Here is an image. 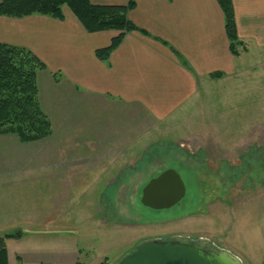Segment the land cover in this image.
Here are the masks:
<instances>
[{"label":"crops","instance_id":"1","mask_svg":"<svg viewBox=\"0 0 264 264\" xmlns=\"http://www.w3.org/2000/svg\"><path fill=\"white\" fill-rule=\"evenodd\" d=\"M131 1L128 18L148 35L127 33L106 61L96 52L120 32L88 33L68 7L63 20L0 16V43L30 50L46 66L37 81L42 110L52 124V134L35 142L0 135V238L21 232L6 239L9 264L79 263L78 255L68 259L60 234L45 233L61 219V190L104 182L98 207L91 210L90 201L87 206L91 218L106 227L114 190L131 187L129 172L139 173L148 157L163 155L157 151L164 146L156 141L183 124L195 125L199 117L190 111L210 101L211 83L230 84L237 92L245 75L264 69V0H233L245 45L238 56L230 51L217 0H91L121 6ZM23 187L44 191L54 207L38 208L34 200L21 207ZM27 227L37 233L23 236ZM44 252L45 257L28 258Z\"/></svg>","mask_w":264,"mask_h":264},{"label":"rangeland","instance_id":"2","mask_svg":"<svg viewBox=\"0 0 264 264\" xmlns=\"http://www.w3.org/2000/svg\"><path fill=\"white\" fill-rule=\"evenodd\" d=\"M248 58L257 63L254 56ZM225 85L211 83L210 101L190 111V116L199 117L195 125L183 124L173 135H164L163 141L155 142L164 146V151H157L163 155L148 157L139 173L129 172L131 187L114 190L116 200L107 206L112 214L106 227L91 218L87 206L90 201L91 210L98 207L95 200L104 182L61 190V219L45 233L62 236L68 259L78 255L80 264H118L146 240L182 235L210 239L243 264H264V69L245 75L237 92ZM182 135L183 139L175 138ZM170 168L181 174L186 197L168 210L145 207L140 187ZM19 200L21 207L32 200L38 208L54 207L38 188L19 189ZM30 229L22 235L37 233Z\"/></svg>","mask_w":264,"mask_h":264},{"label":"trees","instance_id":"3","mask_svg":"<svg viewBox=\"0 0 264 264\" xmlns=\"http://www.w3.org/2000/svg\"><path fill=\"white\" fill-rule=\"evenodd\" d=\"M217 1L224 14L230 51L238 56L245 45L238 35L234 2ZM64 7L74 13L88 33L120 32L110 46L96 52L102 61H106L121 45L127 33L137 31L148 35L128 18L134 7L133 1L121 6L95 5L91 0H2L0 16L19 19L42 15L63 20ZM45 69L44 63L30 50L0 43V135L15 134L22 142L29 143L52 134V124L40 104L37 81L38 73ZM219 75L213 74V77ZM20 236L14 233L0 238V264H9L6 239Z\"/></svg>","mask_w":264,"mask_h":264},{"label":"water","instance_id":"4","mask_svg":"<svg viewBox=\"0 0 264 264\" xmlns=\"http://www.w3.org/2000/svg\"><path fill=\"white\" fill-rule=\"evenodd\" d=\"M186 194L181 174L170 168L146 184L141 203L154 210H168L180 204ZM118 264H243V261L210 239L176 236L146 240Z\"/></svg>","mask_w":264,"mask_h":264},{"label":"flooded vegetation","instance_id":"5","mask_svg":"<svg viewBox=\"0 0 264 264\" xmlns=\"http://www.w3.org/2000/svg\"><path fill=\"white\" fill-rule=\"evenodd\" d=\"M176 236H182V235H175V236H172V237H176ZM172 237H168V238H172ZM183 237H189V236H183ZM168 238H160V239H168ZM192 238V237H190Z\"/></svg>","mask_w":264,"mask_h":264}]
</instances>
